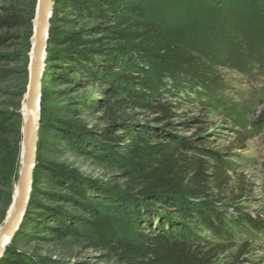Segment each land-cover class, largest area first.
Instances as JSON below:
<instances>
[{"label":"trees","instance_id":"obj_1","mask_svg":"<svg viewBox=\"0 0 264 264\" xmlns=\"http://www.w3.org/2000/svg\"><path fill=\"white\" fill-rule=\"evenodd\" d=\"M52 1L42 85L58 79L71 83L74 79L66 72L78 74L105 86V105L90 102L89 108L131 106L157 116L141 123L122 120L98 132L64 130L66 145L114 166L126 180L125 188L117 196L103 194L94 182L46 166L37 157L32 184L46 175L60 188L49 193V199L60 205L41 207L29 217L28 208L36 204L30 196L11 240L26 225L57 239L86 237L125 264H219L220 255L232 246L235 227L241 229L246 222L262 230L264 221L243 212L229 216L222 192L228 172L234 170L232 163L211 149L212 134L198 127V119H176L181 103L173 104L151 87L152 65L158 71L191 72L212 80L216 76L210 65L148 19L139 0ZM211 1L212 5L228 2ZM61 21L77 27L61 29ZM255 34L263 41L261 33ZM9 121L0 114V134L7 132ZM263 125L259 117L252 126L260 130ZM249 138H239L236 146ZM40 150L38 142L37 154ZM112 207L118 217H113Z\"/></svg>","mask_w":264,"mask_h":264},{"label":"rangeland","instance_id":"obj_2","mask_svg":"<svg viewBox=\"0 0 264 264\" xmlns=\"http://www.w3.org/2000/svg\"><path fill=\"white\" fill-rule=\"evenodd\" d=\"M139 1L148 19L158 22L176 43L201 55L216 76L208 80L191 72L166 73L152 65V91L159 90L173 104L181 103L182 108L175 110L176 119H198V127L212 134L211 149L222 152L232 163L234 170L228 172L230 179L222 192L229 216L243 212L264 221V125L260 130L252 126L259 117L264 120V0H227L220 5H212L211 0ZM39 2L0 0V114L10 119L7 132L0 134V227L13 211L24 164L22 129L29 117L28 85ZM58 25L67 30L77 27L63 21ZM256 31L263 41L254 35ZM255 51L263 54L255 56ZM66 74L73 82L58 79L43 84L38 126L41 150L37 157L46 166L94 182L103 194L117 196L125 188L121 173L66 145L62 132H98L122 120L141 123L157 115L131 106L100 111L89 108L90 102L97 107L105 105V86L78 74ZM245 137L250 138L236 146L238 139ZM54 191L60 188L46 175L37 177L30 192L36 204L28 208L29 217L41 207L60 205L49 199L48 194ZM116 210L112 207L113 217L119 216ZM242 227H235L232 246L220 255L219 264H264V229L257 230L246 222ZM4 260L23 264H125L111 251L94 247L86 237L57 239L26 225L6 246L0 258Z\"/></svg>","mask_w":264,"mask_h":264},{"label":"water","instance_id":"obj_3","mask_svg":"<svg viewBox=\"0 0 264 264\" xmlns=\"http://www.w3.org/2000/svg\"><path fill=\"white\" fill-rule=\"evenodd\" d=\"M52 8V0H40L37 44L32 61V70L29 79V94L27 99L29 120L22 129V140L26 146L25 161L19 181V192L14 202L13 212L9 219L0 227V258L6 249L4 245L5 242L10 243L11 239L18 231L30 198L33 182L32 174L36 164L37 147L39 142L38 126L40 123L42 104V82L44 80L46 50Z\"/></svg>","mask_w":264,"mask_h":264},{"label":"bare ground","instance_id":"obj_4","mask_svg":"<svg viewBox=\"0 0 264 264\" xmlns=\"http://www.w3.org/2000/svg\"><path fill=\"white\" fill-rule=\"evenodd\" d=\"M39 7H40V2H39ZM38 25H39V23H38ZM37 31H38V29H37ZM36 44H37V33H36ZM35 48H36V46H35ZM34 52H35V50H34ZM34 58V57H33ZM33 61V60H32ZM31 70H32V66H31ZM30 74H31V72H30ZM30 79V78H29ZM28 90H29V85H28ZM29 94V93H28ZM28 99V98H27ZM28 108V107H27ZM28 111H29V109H28ZM41 113V112H40ZM28 120H29V117H28ZM28 120H27V122H28ZM27 124V123H26ZM25 127V126H24ZM26 147V146H25ZM26 150V149H25ZM25 154H26V151H25ZM24 161H25V158H24ZM24 165V164H23ZM23 170V169H22ZM22 173V172H21ZM20 181V180H19ZM18 192H19V185H18ZM17 198V197H16ZM16 200V199H15ZM14 208V207H13ZM13 212V211H12ZM12 214V213H11ZM11 216V215H10Z\"/></svg>","mask_w":264,"mask_h":264}]
</instances>
